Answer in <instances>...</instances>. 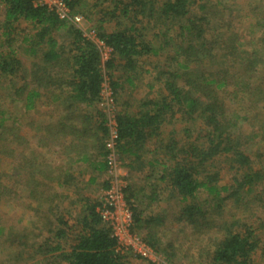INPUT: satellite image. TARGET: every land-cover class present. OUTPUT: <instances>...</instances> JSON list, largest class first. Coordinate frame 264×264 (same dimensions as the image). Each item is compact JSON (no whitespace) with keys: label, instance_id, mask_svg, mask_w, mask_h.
<instances>
[{"label":"trees","instance_id":"16d2710c","mask_svg":"<svg viewBox=\"0 0 264 264\" xmlns=\"http://www.w3.org/2000/svg\"><path fill=\"white\" fill-rule=\"evenodd\" d=\"M63 1L72 12L87 5L85 0ZM237 1L114 0L112 9L102 14L112 13L110 21L115 27L97 35L112 49L103 64L97 45L71 22L60 20L34 0H0V35L7 38V51L0 50V75L21 78L23 84L14 92L25 111L49 104L55 108L46 121L39 118L28 123L36 130V148L28 151V157L24 150L19 152L14 171L8 169L7 159L15 153V145L28 144V140L20 135L21 122L13 120L9 126L10 120L0 109V208L18 194L21 185L29 187V197L37 202L33 209L37 220L31 222L30 230L6 226L0 216V264H19L21 259L36 264L45 260L52 264H127L129 255L117 250L116 238L97 212L103 204L101 195L93 200L94 191L91 195L74 192L72 203L80 207L74 222L69 225L57 215L52 228L50 219V205L57 198L53 190L61 189V178L66 186L78 179L85 189L94 186L95 178L85 182L83 170L92 167L107 177L108 130L100 109L103 69L116 108V150L122 167L145 173V178L155 176L160 167L156 179L164 185L158 188L154 181L148 190L137 189L125 178L121 191L131 213L132 230L145 232L148 245L167 259L179 254L177 244L170 240L162 244L158 237L166 216L153 214V207L161 201L159 195L167 194L166 201L173 206L172 220L207 241L202 244L204 264H252L263 239L257 233L259 225H254L246 211L264 207V8L261 0L248 5L251 12L245 15L252 22L239 32L235 16L243 5ZM116 10L132 21L121 23ZM138 17L144 18L142 26ZM21 22L28 29L18 30ZM150 24L163 28L154 32L160 33L158 49L150 46L143 32ZM15 33H23L19 44L29 68L14 48ZM165 48L170 50L163 59L168 69H157L156 83H146L153 95L136 103L123 100L121 94L133 95L138 66L156 69L163 65L149 58ZM179 118L186 122L183 141L170 137L174 132L165 139L164 125ZM41 147H58L55 151L63 156L67 151L73 153L76 164L71 169L75 171L57 172L55 155L44 157ZM68 162L70 156L67 162L62 157V168ZM220 163L230 175V182L221 187L217 186ZM84 165L88 167L83 169ZM17 176L23 179L12 180ZM101 185V193L110 187L109 181ZM202 194L207 197L200 198ZM46 201L50 202L48 213L41 214ZM227 202L236 203L245 217L226 216ZM37 229L49 232V238ZM41 237V241L29 240ZM5 248L9 249L7 260Z\"/></svg>","mask_w":264,"mask_h":264},{"label":"rangeland","instance_id":"374dc122","mask_svg":"<svg viewBox=\"0 0 264 264\" xmlns=\"http://www.w3.org/2000/svg\"><path fill=\"white\" fill-rule=\"evenodd\" d=\"M94 2L95 0H85V3L87 4L86 7L84 9H76L77 11L76 13L83 16V21L80 22L79 24V27L82 29V31L87 35H90V36L96 35L97 37L98 33L101 32L102 30L109 32L115 27L114 21H110L112 13H110L111 15L107 13L102 14L103 11L105 10L110 11L112 9L114 5L113 4L114 0H98L96 1L98 2V5H95ZM254 2H255L254 0H238L237 1L236 4L243 5V9L239 13H236V16H235V19H236L235 22H236L237 27L239 28V32L248 29L250 21L252 22L251 17L248 18L247 15H245V12L249 14L250 8H248V5L251 6V4H253ZM259 3L264 8V0H261ZM85 14L88 15L87 17L88 19L86 18L87 15L85 16ZM115 14H117V19L125 25H128V23L132 21V19H128V17L123 16L119 12V10H116ZM143 19H144L143 17H138L140 26H142ZM0 20H2L1 14H0ZM101 20H104V21L101 22ZM100 24L102 25L100 26ZM23 28L28 29V26L26 25V23L24 22L19 23V25L17 26V29L20 30ZM155 28H160L161 30H163L162 26L160 25L159 26L155 25L152 27V24H150L149 26L144 28L143 32L145 34V37L150 40V46L153 47L154 49L155 48L158 49V47H160L159 43L161 42V38L159 37L160 33L154 34V32L158 30ZM22 35L23 33H21L20 35L18 33L12 34V36L14 37L12 38L14 39L13 45H14V48H16V50L18 51V56L20 57V60L22 61L23 66L26 68H29L30 65L28 63V59H26V57L24 56L25 53L20 48L21 44H19V41ZM6 40L7 38L5 36L0 35V50L1 51H7V46L5 47ZM2 43L4 44L1 47ZM158 52H159L158 53L159 55L157 56L150 55L149 59L152 58L151 61L159 60L160 62H163V59H165L164 57H166L169 54L170 50L165 48V50H160V51L158 50ZM159 56H162V58ZM149 59H148V62H149ZM140 65L138 66V69L136 73L134 74V81L136 84V88L132 93L133 95L129 97L127 96V94L123 93L120 95V97H122L123 100L136 103V100H139L142 97H149L150 94L152 93H149L146 83L147 84L156 83L153 78L156 74L158 75L157 69H160V68L168 69L167 63H164V62H163V65L159 66L156 69L152 67V65H142V66ZM22 84H23L22 80L19 77L11 78V77H5V76L0 75V109L5 111V116H7V118L10 120L8 123L9 126L12 127L13 123H11V121L13 120L17 122H21V129H20L21 134L20 135L23 136L24 138L26 137V141L28 140V144L24 143L23 145L17 144V141H16L17 145L14 146L15 153H12V157H9L7 159L8 169L10 171H14L15 167L18 165L19 159L17 158H19L18 155L20 154L19 152L21 150H24L23 155L25 157H28L29 156L28 151H32V148L33 149L36 148V144H34L37 141L36 130L34 128L32 129V127H28V123L32 122L33 119L37 120L39 118L42 121H46L48 119V116L51 113H55V108H54V105L52 104H49L50 107H39L36 110L25 111L22 107L21 101L19 100L20 97H17V95L14 92V90L19 88ZM48 97H50V95H48ZM178 115L179 114H177L176 117H179ZM184 124H186V122L182 121V119L180 118L170 121L169 124L164 125L165 127L162 131L163 137L167 139L171 135L170 132L172 133L174 132L175 134H172L170 137L177 136V138L181 140L182 142L183 138L185 137V134L183 131ZM12 137H13L12 133L9 134V138L12 139ZM55 148H58V147H41L40 150H41V153L44 154V157H46L47 155L50 159H53L55 155ZM156 148H157V145H156ZM158 153L159 151L157 150V152L154 154H158ZM13 154L17 155V157L15 156L13 157ZM251 156H252V159L256 160V157L253 154V152H251ZM261 164L264 165V159L262 160ZM224 167L225 166L223 165V163H220V166L218 167L219 170L222 169V171L220 170V174H219L220 177L217 180V186L219 187L225 186L230 182L229 171L227 169H223ZM159 169L160 167H156L155 172H154L156 174L155 176H152L150 178H145L144 176L145 173L135 174L133 172H129L127 168L121 167L118 171V176L121 177L120 178L121 180L123 178L124 179L126 178L127 183L129 182L133 184L137 189L142 188V189L148 190L149 184L153 185L154 181H157L156 184L158 185V188L159 186H162V187L164 186L161 182H159L156 179L158 178ZM25 178L28 179V176L25 175ZM18 179L19 180L23 179V177L17 176L15 178H12V180H18ZM103 181H108L106 176ZM73 183L74 185L72 183H70L67 186L66 184L63 185V187H60L61 188L60 190H58L57 188H56V191L53 190L57 194V198L50 205V207H52L50 211L51 213L50 219L52 221V228L55 227V224H56L55 218H57L56 217L57 215H60V217L66 220L69 223V225L72 224V222H74L73 219L78 216L80 212V209H79L80 207L76 208V206L73 205L72 203L75 197V195H73L74 192H86L87 191L86 194L91 195L92 191H94L95 193L91 196V199L93 200H97V197L99 195L102 196L104 194L103 192L101 193L100 190L96 191L102 185H100L97 189L95 186H89L84 189L79 184L78 179H76ZM125 184L126 183L124 182V186ZM65 187L67 188L64 189ZM114 187L115 189H118V185L114 184ZM256 189L259 190L260 188L256 187ZM16 190L18 194H16L14 197L8 200L9 202L7 201L8 203L4 204L0 208V216L2 218L1 220L6 226L11 225L13 229L15 230H22L23 228L30 230L32 229L31 222L33 220L34 221L37 220L34 215V210H33L34 207H37L36 205L37 202L33 201L29 197V187L27 188L26 186L21 185V189L17 188ZM166 196L167 194H160L159 198L161 199V201L159 202V204L156 203L155 206L153 207L154 208L153 214L161 213L163 216H166L163 221V225L160 228L161 230L158 231V237L159 239H161L162 244L167 243L169 240L173 242V245L177 244L179 254L176 255V257H173L172 259H167L166 255L163 253H157V254L162 256L168 264H204L205 262L203 260L204 254L202 251V244L207 243V241L199 239L200 237L198 234L194 235L192 229L189 226H186L185 224H179V223L176 224L172 220L171 218L172 213H169V212L173 210V206L171 207V202L166 201L167 199ZM206 197L207 196H205L204 194L200 195V198H206ZM49 204L50 202H47V201L43 203V205L40 207L41 214H43L44 212L48 213ZM98 207L99 205L97 206V208ZM227 207H230V208L226 210V214H225L226 216H233L236 218L245 217L244 215H242V211H239L237 209L236 203L233 204V202H227ZM150 212H151V208L147 210L148 214ZM246 213L250 215L251 217L250 219L252 220L255 226L259 225L257 227V233L263 237V239H261L260 241L259 249L253 255L252 264H264V207L258 208L256 206L255 208L249 211H246ZM123 229H125V225H124V228L119 229L121 230L119 235L123 242H124V239L126 241L134 239V238H131L132 233L128 232V230L123 231ZM34 231L37 233H41L44 237L49 238L50 236V233L47 232L46 230L37 229ZM138 234L144 237L145 232H142V233L139 232ZM42 238L43 237L38 238V239L29 238V240L30 241H36V240L41 241ZM64 241L65 239L62 240V242ZM5 252H6V260H7L8 258L7 254H9V249L5 248ZM128 255L129 257L126 258L127 264H149V262L145 259H141L139 257L133 256L131 255V253H128ZM36 258H41V256L37 254ZM12 261L14 263L13 259ZM16 263L33 264L34 261L21 259L17 261ZM41 264H52V263L50 260H45V261H42Z\"/></svg>","mask_w":264,"mask_h":264},{"label":"built area","instance_id":"2783aa9c","mask_svg":"<svg viewBox=\"0 0 264 264\" xmlns=\"http://www.w3.org/2000/svg\"><path fill=\"white\" fill-rule=\"evenodd\" d=\"M34 4L46 7L48 10L53 11L60 20L69 21L78 27L86 39L91 40L97 45L100 50L101 62L103 64L111 57L112 49L100 41L96 35L90 36L85 34L79 27L80 22L83 21V16L76 12H72L63 0H34ZM109 82L106 72L103 69L100 109L103 114L106 115V126L108 130L106 140L107 154L105 159L108 164L107 179L110 187L103 192L104 194L101 199L103 204L97 208V212L101 215L102 222L111 229L112 237L116 238L118 251L126 255L131 253V255L145 259L151 264H168L162 256L154 252L144 240V237L137 232L132 231L131 228V213L126 206L121 191L124 187L125 179L123 178L121 180V177L118 176V171L122 167V162L119 159V154L116 150V140L118 138L115 126L116 108L113 104L112 90ZM114 184L118 185V189H115ZM124 225L125 229H123V231L128 230V232L132 233L131 238L134 239L129 241L124 239V242L122 241L119 235L121 230L119 229L124 228Z\"/></svg>","mask_w":264,"mask_h":264},{"label":"crops","instance_id":"0c3cea01","mask_svg":"<svg viewBox=\"0 0 264 264\" xmlns=\"http://www.w3.org/2000/svg\"><path fill=\"white\" fill-rule=\"evenodd\" d=\"M98 110H99V108H98ZM55 150H56V148H55ZM68 152L69 151H67L65 153V155L63 156V155H61V151H59V150L57 152L55 151V161H56L55 164H56V167L59 169V170L56 169L57 172L60 171V173H61V171L65 170L66 168L70 169L71 170L70 172L75 171V169H71V168H73L71 166H74L76 164L75 162L73 163L74 154L71 152H69V153ZM69 156L71 157V162H68V164L62 168V157H64L65 162H67ZM84 167H88V166L84 165L83 169H84ZM92 169H93L92 167H89L87 169V171L83 170V175H82L83 178L82 179L85 180V182H90L91 178H95L91 184L94 185L97 189L101 185V183H103V180L105 178V173L103 172L102 174H99L98 172H96ZM60 181H61V183H59V186L62 187L63 186V179L61 178ZM97 190L101 191L102 187L100 186Z\"/></svg>","mask_w":264,"mask_h":264}]
</instances>
